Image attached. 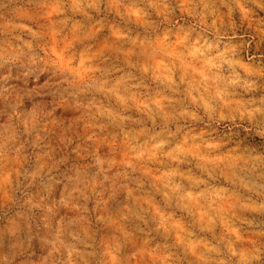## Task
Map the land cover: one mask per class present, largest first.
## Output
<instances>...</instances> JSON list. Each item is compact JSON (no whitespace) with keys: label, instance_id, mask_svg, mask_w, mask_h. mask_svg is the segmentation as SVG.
<instances>
[{"label":"clouds","instance_id":"1","mask_svg":"<svg viewBox=\"0 0 264 264\" xmlns=\"http://www.w3.org/2000/svg\"><path fill=\"white\" fill-rule=\"evenodd\" d=\"M0 264H264V0H0Z\"/></svg>","mask_w":264,"mask_h":264}]
</instances>
